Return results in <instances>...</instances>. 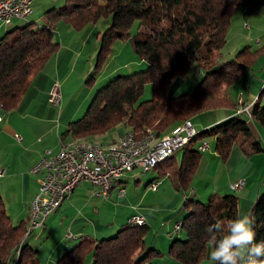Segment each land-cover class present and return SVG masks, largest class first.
<instances>
[{
	"label": "trees",
	"instance_id": "trees-1",
	"mask_svg": "<svg viewBox=\"0 0 264 264\" xmlns=\"http://www.w3.org/2000/svg\"><path fill=\"white\" fill-rule=\"evenodd\" d=\"M242 1L65 0L63 6L45 13L44 26L28 23L9 30L0 39V111L9 114L19 107L35 75L57 52L54 29L58 23L65 22L78 32L102 18H110L111 23L102 36L95 69L87 83L95 81L114 45L126 39L148 67L129 76H118L98 90L85 115L61 134L63 144L105 137L118 127L138 138L153 133L165 139L186 120L192 121L205 112L228 108L233 111L238 100L230 96V88L252 70L259 58L264 64V48L253 51L247 47L232 60L214 67L227 43L232 16ZM135 22H139L141 30L130 36ZM193 69L201 77L194 92L170 98L172 82L188 77ZM147 84L152 85L153 96L141 102ZM250 114L252 123L264 129L261 96L251 106ZM206 137L215 139L214 151L222 161H227L235 145L247 156L264 152V145L243 115L236 113L202 130L183 148L180 166L165 168L169 169L175 190L182 194L192 186L203 153L199 143ZM238 203L234 194L213 193L206 202L186 198L180 211L184 216L177 224L183 236L174 238L168 252L170 259L178 264H201L206 260L212 250L207 228L217 220L226 224L235 219L239 215ZM251 213L256 217L259 242L264 240V192L259 194ZM26 232L25 222L15 225L0 198V264H41L39 251L28 242L32 234L27 236ZM148 233L146 224H127L114 236L99 240L84 237L57 264H86L89 257L90 264H148L152 257L161 255L155 247L146 248Z\"/></svg>",
	"mask_w": 264,
	"mask_h": 264
},
{
	"label": "crops",
	"instance_id": "crops-1",
	"mask_svg": "<svg viewBox=\"0 0 264 264\" xmlns=\"http://www.w3.org/2000/svg\"><path fill=\"white\" fill-rule=\"evenodd\" d=\"M59 1L35 0L33 9L40 6L42 10L49 11L56 7ZM263 11L264 0H243L237 12L238 21H255ZM54 32L58 44L57 52L44 69L35 75L32 87L19 107L9 114L0 112V198L6 209H16L12 214L13 222L14 216L17 215L18 223L26 221V224H29L31 202L39 191L37 176L31 173L32 168L46 151H51L52 154L61 151L62 132L81 117L82 111L89 104V99L93 97V93L87 89V85L90 86L87 82L94 72L101 39L100 32H97L94 25L77 32L63 22L55 26ZM244 35L237 41L241 47L250 45L244 41L248 34ZM56 84H59L60 94V102L57 105L50 101L51 92ZM247 94L246 99L249 102L252 95L249 92ZM238 108L235 107L233 111L226 109L216 114L215 120L207 127H212L236 114ZM254 126L258 133L255 134L253 131L255 136L264 145L263 128L256 124ZM176 132L177 130L169 136ZM17 134L22 137V141L15 138ZM114 134L115 137L107 135L105 139L115 144L124 133L120 131ZM168 171L160 169L148 183L150 186L153 183H160L156 192L149 188L150 192L155 194L153 196L150 193L135 192L131 195L126 192L123 186L129 177L117 183L111 191L110 198L104 201L94 196L96 187L88 182L80 184L62 206L47 218L45 225L39 228L40 232H49V239L59 231L57 241L46 250L44 262L41 261V264H57L56 261L80 239L90 237L99 240L108 237L117 229L129 224L130 218L134 216L143 217L149 230L164 231L165 234H160V237L163 240L167 239L169 243L173 236H183L182 232L176 234L174 229L184 216L180 211L186 198L203 201L208 198L206 195L209 192L234 194L238 197L241 215L251 212L259 194L264 190V152L247 156L236 145L227 161H222L214 149L203 152L192 186L189 191L182 194L183 196L175 190ZM204 176H209L210 180L206 177L203 179ZM239 180H243L245 185L241 190L234 191L231 185ZM121 189L125 192L121 193ZM148 197L151 198L148 200ZM65 229L68 231L67 235H71L70 238L66 236L64 239L62 234ZM28 242L35 249L29 239ZM156 244L158 245L157 242L154 243ZM208 258L211 260L210 253Z\"/></svg>",
	"mask_w": 264,
	"mask_h": 264
},
{
	"label": "rangeland",
	"instance_id": "rangeland-1",
	"mask_svg": "<svg viewBox=\"0 0 264 264\" xmlns=\"http://www.w3.org/2000/svg\"><path fill=\"white\" fill-rule=\"evenodd\" d=\"M56 4H57L56 7L59 8L65 4V0H60ZM238 10L232 16L231 25L229 27L228 35H227V43H226L225 47L221 50L219 56L217 57V61H216L217 64L215 63L214 67H217L222 63H226V62L232 60L239 51H241L247 47H250L251 50H253V51H259V50L264 48V11L262 13H259V17L255 21L247 20V21L239 22L238 21V14L239 13H237ZM46 11L42 10V8L40 6H36L33 10L34 13L30 18H28L26 20H15L13 22V24L11 26H9L8 28L2 26L0 28V39L9 30H12V29L17 28V27L25 26L28 23H35L39 26H44L46 24V18H45ZM63 23H65V22H63ZM110 23H111L110 18L109 19L102 18L96 24H91V25H94V27L97 29V32H100L101 39H102V36L104 35L106 30L110 26ZM91 25H89V26H91ZM140 30H141V28H140L139 22H135L134 26L130 30V36L135 35ZM244 34L245 35L248 34V37H246ZM243 35L245 36L244 41L246 40L245 42H248L250 44L249 46L244 45L243 47H241L242 45L237 44V41L239 39H241L243 37ZM101 39H100V43H99V50H100V45H101ZM238 45H239V47H237ZM98 53H99V51H98ZM97 56H98V54H97ZM96 61H97V57H96ZM95 65H96V62H95ZM263 65H264L263 59L259 58L255 62L252 70L250 72H248L245 77L239 78V80L230 88L229 92H230L233 100L236 101V99L239 97L237 99L239 102L240 96H242L243 100L247 101L246 97L248 96L247 93L249 92V94L252 95V99H251V100H253L252 103L254 101H256L259 98V96H261V103L264 105V68H263ZM147 67H148L147 63L144 61H141L138 58V56L134 53L132 46L130 44V41L128 39H126L124 41L117 42L114 45L113 50H112L111 54L109 55L108 60H107L106 64L104 65L103 69L96 76L95 81H93V83L90 84V86L87 85V89H88V91L93 93V97L91 99H89L90 100L89 104L87 105V108L84 111H82L81 117L79 119H81L85 115V113H86L88 107L90 106L96 92L98 90H100L101 88H103L104 86H106L112 79L117 78L118 76H129V75L134 74L136 72L144 71L147 69ZM200 82H201V77L199 76V71H197L196 69H193L188 77L177 78L172 82V84L169 88V91H168L169 92L168 96L170 98H175V97H178V96H181L184 94L193 93L195 88L198 86V84ZM152 96H153L152 85L147 84L145 89H144L143 96L141 97V102L150 100L152 98ZM244 101H242L241 105L240 104L236 105L237 107H239L238 110L240 108L244 109V107H246L248 105V103L250 102V101L249 102L247 101L245 103ZM225 110L226 109H219V110H213V111L205 112L202 115L196 117V119H193L192 121L186 120L180 126V128L186 122L190 121V122L194 123V125L196 127V131H198L197 133L199 134V132L207 129L208 128L207 126H209L210 123H212L213 120H215L216 114L218 115V113H222V111H225ZM227 111H231L230 108H228ZM0 112H2V111H0ZM2 114H3V112H2ZM197 120L199 121V123H196ZM249 125L251 126V129L256 134L257 130H256L254 124L252 122H250ZM121 130L123 131L124 134L127 133V131L124 130L122 127H118L114 132H120ZM114 132L108 134V136L114 135V137H115L116 134H114ZM123 135H121V136H123ZM105 137H98V138H92V139L88 138L86 141L97 144L103 148L108 149L109 147L112 146V144H114V142L107 141L105 139ZM203 143H207L212 150V149H214L215 139L211 138V137H206L205 139H203V141H201L199 143V145H201ZM183 150L184 149L176 152L173 158H170L167 161L162 162L157 168L150 169L149 171H147V173H142L138 170V171H135L133 173L128 174L127 175V177H129V178H127L128 181L125 184V186H123L126 189V192H128L131 195H133L135 192H137L138 194L150 193L151 196L155 195L152 192H150L149 188L151 186H150V184L148 185V183H150V181H152L153 176L158 174V171L160 169H165L167 167H171L173 164L180 166L181 161H182V157H183ZM58 153L54 154L53 156H56ZM205 177L206 176H204L203 179ZM124 178H126V177H124ZM206 179L210 180V177L207 176ZM170 181H171V179H170ZM205 182H206V180H205ZM244 185H245V182H244ZM212 190H214V189H212ZM262 192H264V190ZM213 193H217V192H212V193L209 192L206 196L209 197ZM180 195L183 196L182 193H180ZM138 197H139V195H138ZM150 198L151 197H148V200ZM207 200H208V198L203 200L202 202H206ZM102 201H104V200H102ZM15 210L16 209H7L8 213L10 214L11 217L13 216L12 214H13V212H15ZM16 220H18L17 215L14 216L15 225L18 224V221H16ZM22 222H25V224H26V221H22ZM162 226H164V224H162ZM28 227H29V224H26V229H28ZM118 231H119V229H117V231H115L114 233H111L110 236H114ZM42 233H43V235H42ZM58 233H59V231H58ZM58 233L53 234L52 237H50V239H49V232H40V229H36L32 235L30 234L31 236L29 235L30 236L29 241H30L31 245L35 248V250L40 251L38 256H39L41 261L44 262L46 250H48L52 246V244L55 243V241H57L58 237H56V236L58 235ZM67 234H68V231L65 229L64 234H62V235H64V239H66V236L68 237ZM160 234H165V233H164V231L153 232L150 229L148 235L146 236V239H145L146 248L155 247L161 253V255H158V256L155 255L154 257H152L148 261V264L149 263H152V264H178L174 260L170 259L169 255H168L169 248H170L174 238H178V235L173 236L171 238L170 242L167 243L168 242L167 239L163 240L160 237ZM155 237H156V242L158 243V245L156 244L157 247H156V245H154V243H156V242H154ZM48 239H49V241H48ZM73 247H71V249ZM209 253H211V250L209 251ZM208 257H209V254H208L206 260H204L201 264H214V262L211 261ZM90 259H91V257H89L86 260V264H90V262H91ZM56 263H57V261H56Z\"/></svg>",
	"mask_w": 264,
	"mask_h": 264
},
{
	"label": "built area",
	"instance_id": "built-area-1",
	"mask_svg": "<svg viewBox=\"0 0 264 264\" xmlns=\"http://www.w3.org/2000/svg\"><path fill=\"white\" fill-rule=\"evenodd\" d=\"M35 0H0V28H8L15 20H26L33 15V6ZM59 84H56L51 92L50 101L54 104L60 102ZM243 97L240 96L238 104H242ZM252 100L246 107L237 110L238 115H243L250 119V106ZM1 122V117H0ZM196 127L193 125L187 129H179L172 137L165 140L160 146H153V141L143 148H136V140L131 139V135H123L124 142L128 146V154H119L117 152L92 153L91 151L74 150L73 153H66V146L69 142L63 144L58 153V159L46 160L44 156L32 168L31 173L37 176L39 191L31 202L33 229L32 233L45 225L47 218L58 210L62 204L74 193L77 187L84 182H88L96 191V198L107 200L111 195V183L116 177L127 176L135 171L147 173L149 163L160 154L176 153L182 150L183 142H191L195 138ZM147 132H150L148 130ZM15 138L22 141V137L17 134ZM155 138V137H154ZM198 148L205 152L211 151L207 143L199 145ZM160 183L150 188L156 192ZM244 181L239 180L231 185L236 191L242 189ZM121 193L125 190L121 189ZM130 219H141L143 217L134 216ZM174 231L178 232L177 225ZM71 235H68L70 238Z\"/></svg>",
	"mask_w": 264,
	"mask_h": 264
},
{
	"label": "clouds",
	"instance_id": "clouds-1",
	"mask_svg": "<svg viewBox=\"0 0 264 264\" xmlns=\"http://www.w3.org/2000/svg\"><path fill=\"white\" fill-rule=\"evenodd\" d=\"M215 264H264V240L257 242L256 217L251 212L207 228Z\"/></svg>",
	"mask_w": 264,
	"mask_h": 264
},
{
	"label": "bare ground",
	"instance_id": "bare-ground-1",
	"mask_svg": "<svg viewBox=\"0 0 264 264\" xmlns=\"http://www.w3.org/2000/svg\"><path fill=\"white\" fill-rule=\"evenodd\" d=\"M255 102L256 101H254L252 103V105H254ZM251 106H250V108H251ZM250 119H251V114H250ZM192 126H193V123L189 121V122H186L184 124V126L181 127L180 129H187V128H190ZM197 132L198 131L195 130V136L198 134ZM124 135H131V139L132 140H136V148H143V146L149 145L152 141H153V146H160L165 140L168 139V138L159 139V138L156 137V135H153V133L152 134L148 133V135L147 134H146V136L144 135L145 137H143V138L142 137L138 138V136L135 133H133V132H128V133H126ZM173 136H171L169 138H172ZM69 144L70 145L66 146V153H73L74 150H79L80 149L82 151H91L92 153L117 152L119 154H128V146L124 142V138H119L118 141L112 147H109L108 149L103 148V147H101V146H99L97 144L91 143V142L72 141V142H69ZM186 144H188V142H183L182 143V149L186 146ZM201 150H202V152H205L203 149H201ZM53 155L54 154H52L51 151H47L46 152V160H56V159H58V154L56 156H53ZM174 155H175V153H163V154H160L159 156H156L149 163V166L147 167V171H149L150 169L157 168L162 162L167 161L170 157H172ZM124 177H127V176L116 177L114 179V181L111 183V190H113L115 185L117 183H119ZM154 185L155 184H153L150 188H152ZM30 214H32V206H31ZM129 224H131V225H145L146 222H145V220H141V219H131ZM177 227H178V232H179L180 226H177ZM32 229H33V218H32V215H30L29 227H28L27 232H26L27 236L32 233Z\"/></svg>",
	"mask_w": 264,
	"mask_h": 264
}]
</instances>
